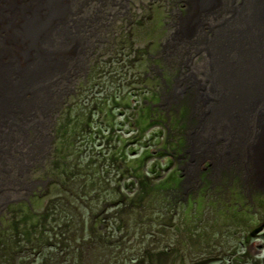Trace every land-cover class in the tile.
Segmentation results:
<instances>
[{
	"label": "rangeland",
	"instance_id": "1",
	"mask_svg": "<svg viewBox=\"0 0 264 264\" xmlns=\"http://www.w3.org/2000/svg\"><path fill=\"white\" fill-rule=\"evenodd\" d=\"M96 1L100 19H90L93 13L88 19L79 15L78 28H87L85 20L100 25L92 39L103 42L91 46L82 65L88 63L71 78L76 80L58 106L55 126L49 127L48 133L54 134L49 149L41 146L37 152L42 159L17 171L1 165L16 159L11 151V157L0 152V264H264V188L252 187L245 195L228 193V179L208 171L207 160L160 156L166 155L167 141L161 135L169 132V122L160 117L168 115L151 107L165 108L163 100L158 102L157 85L172 82L177 68H167L164 51L167 44L182 40L186 27L185 10L170 16L177 8L169 1H185L164 0L171 14L162 7L158 11L163 16L156 14L155 19L153 6L161 0ZM103 6L108 7L104 14ZM217 10L211 7L210 13L233 21ZM164 17L178 24L176 28L166 33ZM204 32L199 34L204 37ZM156 38L159 48L153 51H159V61L146 70L140 58ZM176 46L184 50L170 54L185 58V42ZM189 49L198 59L207 52ZM129 57L134 70L124 63ZM181 65L185 69V61ZM172 198L186 206L162 207L161 199ZM154 199L159 209L148 208L146 202ZM170 251L180 253L175 263L174 253L165 254Z\"/></svg>",
	"mask_w": 264,
	"mask_h": 264
},
{
	"label": "bare ground",
	"instance_id": "2",
	"mask_svg": "<svg viewBox=\"0 0 264 264\" xmlns=\"http://www.w3.org/2000/svg\"><path fill=\"white\" fill-rule=\"evenodd\" d=\"M91 1L0 0V152L11 157V151L16 158L1 162L6 170H15L23 164L29 167L32 162L42 159L37 152L41 146L43 151L49 149L53 133L48 131L55 126L53 120L68 85L76 80L71 78L80 75L88 63L82 65L84 59L88 61L91 46L93 48L101 42L92 39L99 34L94 29L100 25H90L85 18L83 26L87 28H78L83 17L79 15H86L88 19V13H93L90 19L95 18L96 21L101 17L97 18L100 13L96 11L97 6L93 7L99 2ZM161 1L164 5L159 9L157 5L160 2L153 6L154 10L157 8L153 11L154 19L156 14L161 17L166 10L171 12L166 1ZM183 1L185 5L173 1L169 3L173 4V10L177 8V12L170 13V16L182 14L185 10L184 35L176 44L184 46L185 42V58L170 54V51L184 50L181 46L179 49L173 46L174 41L173 45H166L163 59L169 60L167 68H177L172 71L176 78L157 85L158 102L163 100L165 108L158 105L151 107L153 112L161 113L163 110L168 115L166 118L159 116L169 122V132L161 135L167 138L164 144L166 155L160 153V156H174L181 161L183 158L193 162L207 160L210 164L208 171L224 173L225 180L228 179L227 183L232 187L228 193L245 195L252 187L264 188V0H236L235 4L230 0ZM89 2L92 3L90 8L86 5ZM134 3L138 4L135 0ZM215 6L218 7L216 12L227 13L233 21L214 17L210 10ZM162 7L164 12L158 11ZM106 9L108 7L103 6L102 14ZM141 14V22L144 23L145 14ZM173 22L164 17L166 33L178 25ZM212 22L214 29H209ZM223 22L229 24L226 26ZM134 26L136 24L132 23L131 29ZM202 31H205L204 37L199 34ZM207 33L210 37L206 36ZM159 40L156 38L149 50L142 54L144 57L140 58L146 61L143 62L147 65L146 70L159 61V51H153L159 48ZM189 47L199 52L207 49L205 57H193L195 51ZM211 47L213 50L210 52ZM151 56L155 60L150 59ZM128 59L124 63L134 70L133 57ZM182 61H185V69ZM168 72L171 73V70ZM43 125H47L46 129ZM30 148L34 156L30 155ZM21 149L24 150L22 153ZM42 152V155L46 154ZM189 163V168L194 167V163L191 166ZM222 182L217 183L216 189ZM172 185L177 187L174 183ZM161 201L165 208L186 206L185 203L175 204L173 198ZM146 204L150 209L160 208L155 199ZM155 223L158 224L159 219ZM126 227L131 229L132 225ZM198 246L202 247V242ZM198 246L196 248L200 250ZM172 253L171 263H175L180 253L170 251L165 254L169 256Z\"/></svg>",
	"mask_w": 264,
	"mask_h": 264
}]
</instances>
